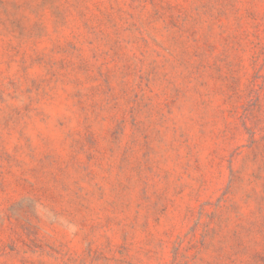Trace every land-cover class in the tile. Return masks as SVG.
I'll use <instances>...</instances> for the list:
<instances>
[{"label":"rangeland","instance_id":"374dc122","mask_svg":"<svg viewBox=\"0 0 264 264\" xmlns=\"http://www.w3.org/2000/svg\"><path fill=\"white\" fill-rule=\"evenodd\" d=\"M0 264H264V0H0Z\"/></svg>","mask_w":264,"mask_h":264}]
</instances>
